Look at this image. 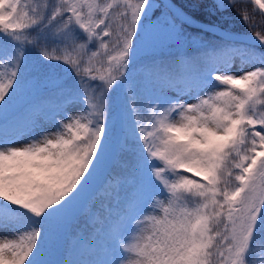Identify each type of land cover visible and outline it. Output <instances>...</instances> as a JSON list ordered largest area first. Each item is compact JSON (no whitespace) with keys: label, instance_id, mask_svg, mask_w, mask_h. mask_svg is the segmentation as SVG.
<instances>
[{"label":"snow or ice","instance_id":"obj_1","mask_svg":"<svg viewBox=\"0 0 264 264\" xmlns=\"http://www.w3.org/2000/svg\"><path fill=\"white\" fill-rule=\"evenodd\" d=\"M159 8L0 0V264H76L82 195L119 158L120 211L87 210L104 264H264V0Z\"/></svg>","mask_w":264,"mask_h":264},{"label":"trees","instance_id":"obj_2","mask_svg":"<svg viewBox=\"0 0 264 264\" xmlns=\"http://www.w3.org/2000/svg\"><path fill=\"white\" fill-rule=\"evenodd\" d=\"M181 7H186L189 3V0H173ZM155 5L158 8V11L155 13L156 15L160 14V11L163 9L159 8L160 5H163L159 0H154ZM249 10L251 11V5H249ZM163 19V17H161ZM255 21L259 24L264 23V18L255 16ZM222 23H224L225 27H228L239 33H248V29L244 26V24L240 21L239 17L235 16L231 13H226L222 18ZM190 30V29H189ZM264 31V27L261 28ZM251 34V33H250ZM208 39H214L211 35L207 37ZM165 38L163 36L160 37V41L164 42ZM151 58L148 56H142L137 64V70L143 68L144 65L150 63ZM125 165V159L119 158L115 161L109 162L106 169L102 172V177L98 182L96 190L92 192L83 202L82 208L85 207V211L79 216V218L70 226L66 240L64 245L61 248V254L63 258L69 259L72 258L71 247L73 242L84 236L85 238L91 236L93 239L92 249L89 250L87 248L81 249L78 258L74 260L76 264H104L106 258L105 252V239H104V229L105 225H96L95 227L90 226L87 223V210L95 208H99L100 204H104V209L101 210L102 217L107 220L111 217L115 216L120 211V206L117 204L116 200H108L105 199L103 192L104 187L107 181L111 178V176L120 171ZM124 193L121 194L123 198ZM253 264H256L255 259L253 260Z\"/></svg>","mask_w":264,"mask_h":264},{"label":"rangeland","instance_id":"obj_3","mask_svg":"<svg viewBox=\"0 0 264 264\" xmlns=\"http://www.w3.org/2000/svg\"><path fill=\"white\" fill-rule=\"evenodd\" d=\"M16 139L19 140L21 143L24 142V141L22 140L21 137H17ZM110 162H111V161H110ZM108 164H109V163H108ZM108 164H107L104 168H102L101 172L98 174V176H97L96 180L93 182V184L90 185L89 188L83 193L82 198H81V206H82L83 202H85L86 198H87L92 192H94V191L96 190V187H97V185H98V182H99V180H100L101 177H102V172L106 169V167L108 166ZM80 250H81V249H77V250H74V251L71 252V253H72V258H73V260H76V259L78 258V254H79ZM109 259H110V256L106 255L105 261H107V260H109Z\"/></svg>","mask_w":264,"mask_h":264},{"label":"water","instance_id":"obj_4","mask_svg":"<svg viewBox=\"0 0 264 264\" xmlns=\"http://www.w3.org/2000/svg\"><path fill=\"white\" fill-rule=\"evenodd\" d=\"M163 5L164 4H172V5H175L177 8H180L181 6L178 5L175 1L173 0H159ZM239 33V32H238ZM243 34H249L251 35L250 33H243Z\"/></svg>","mask_w":264,"mask_h":264}]
</instances>
